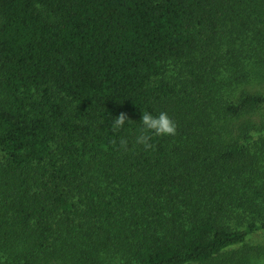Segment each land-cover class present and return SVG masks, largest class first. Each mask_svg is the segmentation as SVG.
Returning <instances> with one entry per match:
<instances>
[{
    "label": "trees",
    "instance_id": "obj_1",
    "mask_svg": "<svg viewBox=\"0 0 264 264\" xmlns=\"http://www.w3.org/2000/svg\"><path fill=\"white\" fill-rule=\"evenodd\" d=\"M263 68L264 0H0V264L264 256Z\"/></svg>",
    "mask_w": 264,
    "mask_h": 264
},
{
    "label": "clouds",
    "instance_id": "obj_2",
    "mask_svg": "<svg viewBox=\"0 0 264 264\" xmlns=\"http://www.w3.org/2000/svg\"><path fill=\"white\" fill-rule=\"evenodd\" d=\"M132 122L127 113L120 112L111 122L112 133H118L126 123ZM177 123L169 117L167 112H160L153 115L150 112H143L140 117V127L135 136L134 143L142 147L144 151H152L155 145L152 143L153 137H174L177 134ZM115 144L116 141H113ZM119 147L125 152L129 150L128 140L124 137L119 139Z\"/></svg>",
    "mask_w": 264,
    "mask_h": 264
},
{
    "label": "rangeland",
    "instance_id": "obj_3",
    "mask_svg": "<svg viewBox=\"0 0 264 264\" xmlns=\"http://www.w3.org/2000/svg\"><path fill=\"white\" fill-rule=\"evenodd\" d=\"M263 70H264V68H263ZM258 80L260 82L258 85L261 88H264V77H262V78L258 77ZM251 237L261 238L264 240V233L261 231L257 234H251ZM241 264H244V263H241ZM245 264H264V256L251 258L250 261L248 263H245Z\"/></svg>",
    "mask_w": 264,
    "mask_h": 264
}]
</instances>
